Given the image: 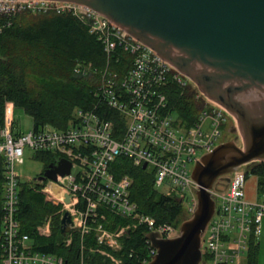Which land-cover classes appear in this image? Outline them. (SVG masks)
<instances>
[{"label":"built area","instance_id":"2783aa9c","mask_svg":"<svg viewBox=\"0 0 264 264\" xmlns=\"http://www.w3.org/2000/svg\"><path fill=\"white\" fill-rule=\"evenodd\" d=\"M22 12L69 14L87 27L107 55L123 52L131 60L121 75L108 69L102 71L95 91L101 105L123 117L125 128L119 138L113 120L102 116L97 106L94 111L75 110L65 130L46 126L14 134L6 117V125L0 128L5 264H66L55 255L33 251L27 235L19 232L15 214L21 181L15 167L23 163L26 147L34 153H53L57 156L55 164L60 159L71 164L69 175L56 177L58 193L46 183L41 189L47 201L54 199L53 203L61 206V218L65 212L70 216L71 231L64 236L65 245L71 243L75 234L81 239L90 235L96 244L91 251L107 258L109 264H121L122 259L114 256L121 250V240L138 228L147 230V234L156 233L161 239L177 237L179 226L159 222L138 210L129 198L131 178H115L111 164L118 156L128 158L134 166L142 168L146 164L143 170L153 175L155 189L162 188L161 194L179 198L184 210L191 214L197 204V185L191 178L195 158L200 159L222 143L223 131L232 116L198 91L197 98L204 100V106L193 123L184 125L169 105L170 88L196 86L151 48L89 7L66 1L0 0V31L10 26V18ZM79 68L77 73H87L89 69ZM261 165L262 177L261 173H253ZM227 176L226 187L217 185L209 190L215 209L201 237L199 264H242L251 239L256 241L260 236L264 219V160L242 165ZM250 176L256 178L253 200L246 197ZM65 195L69 197L67 203ZM109 216L119 221L113 222ZM37 229L40 235H50L49 223ZM146 243L148 251L139 264H147L156 254L150 241L146 239ZM82 249L83 245L81 252Z\"/></svg>","mask_w":264,"mask_h":264},{"label":"trees","instance_id":"16d2710c","mask_svg":"<svg viewBox=\"0 0 264 264\" xmlns=\"http://www.w3.org/2000/svg\"><path fill=\"white\" fill-rule=\"evenodd\" d=\"M131 56L114 52L107 55L101 43L88 32L87 27L69 14L19 13L10 18V26L0 31V128L4 123L5 104L10 102L32 119V129L46 126L65 130L73 119L75 110L94 111L115 123L116 138L121 136L125 121L118 113L99 102L95 95L99 74L108 69L123 74L130 65ZM90 70L77 73L75 70ZM169 105L181 122L193 123L204 106L197 98L193 85L183 89L170 88ZM95 110V111H96ZM103 111V113H101ZM35 158L44 164L55 161L53 153L37 152ZM263 166H256L253 173H261ZM115 178L128 176L132 180L129 198L138 210L159 222L179 226L183 216V203L179 198L167 197L153 185V175L140 166H134L128 158L118 156L111 164ZM4 159L0 156V264H5V252L1 239L3 216ZM43 183L20 182L18 207L15 218L20 234L27 235L31 249L42 254L60 257L66 264H109V260L90 249L96 246L92 236L73 235L69 245L64 244L60 233V205L47 201L41 192ZM51 218L49 236L38 233V226ZM108 219L118 222V218ZM147 230L138 228L121 240V250L115 255L121 264H139L146 256ZM83 245L82 252L80 247ZM259 245L251 239L244 264L258 263Z\"/></svg>","mask_w":264,"mask_h":264},{"label":"water","instance_id":"95a60500","mask_svg":"<svg viewBox=\"0 0 264 264\" xmlns=\"http://www.w3.org/2000/svg\"><path fill=\"white\" fill-rule=\"evenodd\" d=\"M51 1L89 7L118 25L235 119L241 146L225 141L195 158L191 178L197 185V204L179 225L178 236L146 235L156 250L147 264H199L201 237L215 209L209 190L226 187L227 175L238 167L264 160V0ZM70 168L65 159L52 162L35 182L50 184L58 193L56 177L69 175ZM70 224L65 212L62 236L70 233Z\"/></svg>","mask_w":264,"mask_h":264},{"label":"rangeland","instance_id":"374dc122","mask_svg":"<svg viewBox=\"0 0 264 264\" xmlns=\"http://www.w3.org/2000/svg\"><path fill=\"white\" fill-rule=\"evenodd\" d=\"M6 117L10 119V129L14 134L19 133H25L32 129V119L30 116L26 115L22 109L20 108H14L13 104L10 102H7L5 104V114H4V127L6 125ZM1 127V128H2ZM226 131H223V137L221 138V142L235 140L236 143L241 146V139L239 138V134L237 131V124L234 118H230L226 125ZM236 136V138H234ZM54 158H57L56 155H54ZM15 170L19 176V179L21 182H27L30 183V186H34L35 179L38 178L44 171V164L42 161L37 160L35 158V153L28 149L27 147L24 150L23 155V163L18 164L15 167ZM75 171V170H74ZM256 184V178L253 176H250L247 186H246V197L249 200L254 199V185ZM159 192H163L164 190L162 188L158 189ZM54 200V199H53ZM53 200H50V202L53 203ZM184 201V205H187L188 203ZM191 214H188L186 210L183 211V216L181 218V222L179 225L187 220L190 217ZM61 219V216H60ZM49 223L50 225V231H51V218L45 220V222L38 226V228L42 227L43 225ZM119 225H122L119 224ZM261 232L260 236L257 239V243L259 245V252H258V263L257 264H264V219L261 222L260 225ZM203 248V245H202ZM115 253H113L114 255ZM118 257L117 255H114ZM119 258V257H118ZM83 259V258H82ZM245 263V260L242 259V264ZM208 264V263H207Z\"/></svg>","mask_w":264,"mask_h":264},{"label":"bare ground","instance_id":"6f19581e","mask_svg":"<svg viewBox=\"0 0 264 264\" xmlns=\"http://www.w3.org/2000/svg\"><path fill=\"white\" fill-rule=\"evenodd\" d=\"M57 195H59V194H57ZM192 214V213H191ZM257 241V240H256ZM201 244H202V238H201ZM31 245V244H30Z\"/></svg>","mask_w":264,"mask_h":264},{"label":"flooded vegetation","instance_id":"af4514ba","mask_svg":"<svg viewBox=\"0 0 264 264\" xmlns=\"http://www.w3.org/2000/svg\"><path fill=\"white\" fill-rule=\"evenodd\" d=\"M236 138V137H235Z\"/></svg>","mask_w":264,"mask_h":264}]
</instances>
